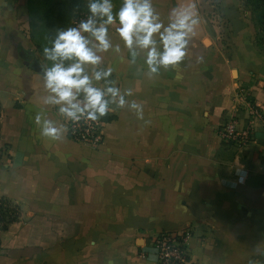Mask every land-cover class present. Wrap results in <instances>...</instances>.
Segmentation results:
<instances>
[{"label": "crops", "instance_id": "crops-1", "mask_svg": "<svg viewBox=\"0 0 264 264\" xmlns=\"http://www.w3.org/2000/svg\"><path fill=\"white\" fill-rule=\"evenodd\" d=\"M216 1L224 27L205 11L210 0H153L166 23L176 8L194 6L199 17L175 67L149 78L122 45L104 55L102 67L112 68L115 86L132 89L144 118L113 106L92 148L67 134L41 136L38 113L64 121L45 104L42 73L27 56L42 70L51 62L31 37L26 0H0V196L22 210L1 235L0 264H153L138 257L147 239L182 229L191 231L187 264H264V130L243 148L218 132L237 84L264 107V55L248 11H238L244 0ZM87 4L76 0L59 30L74 27Z\"/></svg>", "mask_w": 264, "mask_h": 264}, {"label": "clouds", "instance_id": "clouds-1", "mask_svg": "<svg viewBox=\"0 0 264 264\" xmlns=\"http://www.w3.org/2000/svg\"><path fill=\"white\" fill-rule=\"evenodd\" d=\"M89 15L76 27L57 31L43 56L51 65L42 72L45 104L54 108L64 121L38 113L35 123L42 137L63 140L68 124L99 121L113 110L128 108L138 119L144 118L142 103L132 89L121 90L110 79L112 68L102 67L104 55L121 52V45L132 58L142 60L147 76L158 75L180 64L187 55L199 17L194 6L171 11L167 23L156 11L153 0H122L114 12L112 0H88ZM120 43L113 45L110 26ZM203 59L202 57L200 58ZM91 67L92 71H88Z\"/></svg>", "mask_w": 264, "mask_h": 264}, {"label": "built area", "instance_id": "built-area-1", "mask_svg": "<svg viewBox=\"0 0 264 264\" xmlns=\"http://www.w3.org/2000/svg\"><path fill=\"white\" fill-rule=\"evenodd\" d=\"M218 10L216 9L217 14H210L211 21L224 27L227 20ZM88 15L89 12L76 13L72 21L73 26H78L79 22L86 19ZM251 88L240 83L234 90L231 110L218 130L221 142L225 145L243 148L253 140L256 129L264 130V107L256 104ZM111 113L112 111L108 115ZM106 123L103 118L95 122L69 123L66 134L73 141L95 148L103 140V129ZM2 152L0 151V156ZM190 236L189 229L158 232L147 239V249L139 253L138 257H152L153 264H187V243Z\"/></svg>", "mask_w": 264, "mask_h": 264}, {"label": "trees", "instance_id": "trees-1", "mask_svg": "<svg viewBox=\"0 0 264 264\" xmlns=\"http://www.w3.org/2000/svg\"><path fill=\"white\" fill-rule=\"evenodd\" d=\"M28 10L45 9V28L47 31V46H51V41L57 33L56 28H61L73 12L76 0H26ZM243 5L250 15V19L255 29V44L264 55V0H244ZM33 35V36H32ZM31 37L35 39L31 32ZM41 51V46L37 43ZM1 117V107H0ZM106 122L115 119V115L103 117ZM22 210L20 205L4 196H0V246L1 235L7 231L9 226L20 221Z\"/></svg>", "mask_w": 264, "mask_h": 264}, {"label": "rangeland", "instance_id": "rangeland-1", "mask_svg": "<svg viewBox=\"0 0 264 264\" xmlns=\"http://www.w3.org/2000/svg\"><path fill=\"white\" fill-rule=\"evenodd\" d=\"M122 1L119 0L118 4H121ZM218 2L216 0H210L209 5L207 6V10L208 11L210 9H212V7H214ZM27 6V4H26ZM217 7V6H216ZM28 9V6H27ZM215 9V8H214ZM212 9L211 11L208 12V16H210V14H217L216 9L214 10ZM238 11L243 12L242 9L245 11L244 6L242 4V6L238 7ZM80 11H84L83 9H79L78 12ZM218 12L222 13L223 10H218ZM45 9H36V10H32L31 12L28 10V15H29V25H30V32H32L34 34V40L36 42V44L38 43L41 48H44L45 46H47L48 42H47V29L45 28ZM210 23V21H209ZM59 28H56L55 31H58ZM33 36V35H32ZM41 52H43V49H41ZM5 249V247H0V254L3 253V250Z\"/></svg>", "mask_w": 264, "mask_h": 264}, {"label": "water", "instance_id": "water-1", "mask_svg": "<svg viewBox=\"0 0 264 264\" xmlns=\"http://www.w3.org/2000/svg\"><path fill=\"white\" fill-rule=\"evenodd\" d=\"M27 59L30 61V66H31V68H32L33 70H35V71H37V72H39V73H42V72H43V70H42L41 67L39 66L38 61H37L35 58H33L32 55L27 56Z\"/></svg>", "mask_w": 264, "mask_h": 264}]
</instances>
